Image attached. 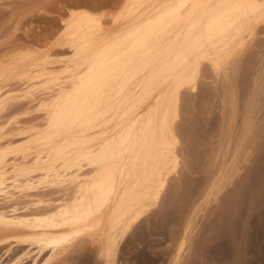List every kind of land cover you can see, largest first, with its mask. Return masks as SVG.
<instances>
[{"label":"bare ground","instance_id":"obj_1","mask_svg":"<svg viewBox=\"0 0 264 264\" xmlns=\"http://www.w3.org/2000/svg\"><path fill=\"white\" fill-rule=\"evenodd\" d=\"M78 8L63 19L53 46L68 54L58 50L56 58L53 47H39L0 62V223L33 229L32 239L52 251L87 238L96 250L91 264H116L129 233L173 208L182 214L181 231L164 264H193L217 228L196 198L224 192L221 207L237 212L253 182L247 163L264 133V65L248 93L240 85L264 0ZM208 69L221 78L211 101L222 119L204 165L206 150L196 148L201 134L189 121L196 103L185 92L197 89ZM19 101L21 113L6 115ZM22 113L33 116L22 122ZM199 170L208 183L202 191L189 182ZM228 221L233 227L234 218Z\"/></svg>","mask_w":264,"mask_h":264},{"label":"rangeland","instance_id":"obj_2","mask_svg":"<svg viewBox=\"0 0 264 264\" xmlns=\"http://www.w3.org/2000/svg\"><path fill=\"white\" fill-rule=\"evenodd\" d=\"M123 2L124 0H0V62H8L12 57H20L33 49H39V47L40 50H44L58 44L63 35V19L68 18L71 8L77 9L86 6V8L94 10L114 11L113 9L116 10ZM58 50L63 53L62 55L68 54L67 50L63 51L65 49L62 50L57 45L53 47V54L56 58L61 56V54L58 55ZM245 56L247 61H244L243 64L240 85L243 94L251 90L260 67L264 65V23L260 25L258 37L253 41ZM220 79L208 69L198 88L185 92L186 96L196 103L192 114L189 113L188 116L193 115L191 119L189 116V121L192 122L191 127L201 134L196 148H199L201 155L207 154V156H201L203 163L205 157H208V160L212 158L207 151L213 146L212 144H215V147L217 142L211 144L213 140L210 141V139L214 134H216L214 137H217L218 129L216 128L219 127L222 119L218 102L211 101L222 90ZM14 87L18 88L19 86L15 85ZM216 87L221 90L216 92ZM261 92L264 98V89ZM22 103L23 101L13 103L5 114L19 113L24 108ZM30 116L32 117L33 114L22 113L19 118L22 122H27L31 119ZM260 139V146L255 158L257 161L254 159L252 164L247 163L250 168L252 167L251 181L253 182L250 183L251 185L249 184L250 186L248 185L244 198L242 197L243 199L241 198L242 200H239L235 205L237 212L235 210L231 213L229 207H221L219 200L223 197L224 192L212 195L208 201L203 197L196 198L199 204L202 200L204 201L203 204L201 203L205 207H203V211L217 228L211 234L209 233L211 239L209 236L210 240L206 245L204 256L196 257L193 264H264V133ZM215 140L217 141L216 138ZM254 162L258 164L256 165ZM204 165L206 164L204 163ZM253 170H256L257 173L253 174ZM194 173L190 174L192 177L189 176V182L196 183L199 190L202 191L208 185L206 174L201 170ZM203 186L204 188H202ZM185 192L186 190L183 188L180 194ZM12 204L13 202L5 204L9 211L10 207L14 205ZM207 208L211 211L209 212ZM180 214L173 208H169L163 216L152 219L150 223L146 220L142 221L135 231L129 233L121 242L118 255L116 254V264H164V257H167L168 252L175 247L172 245V242L175 241L174 233L181 231L179 223L182 221V216L179 217ZM211 215L212 218H210ZM230 217L234 218L233 227L228 226ZM201 218L202 216L198 220L205 222L204 218ZM8 226L6 225L2 229L0 227V264H91L96 258V250L91 247L92 245H89L87 238H83L82 242L80 240L65 247V250L56 248L52 251L51 247H41L32 239L33 229ZM58 251H61V254ZM52 253L57 254V256L53 254L56 258L54 257V260L49 263L46 261L43 263Z\"/></svg>","mask_w":264,"mask_h":264}]
</instances>
